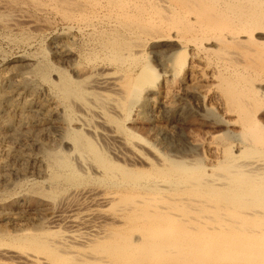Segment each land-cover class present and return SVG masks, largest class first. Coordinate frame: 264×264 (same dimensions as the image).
<instances>
[{
    "label": "bare ground",
    "instance_id": "1",
    "mask_svg": "<svg viewBox=\"0 0 264 264\" xmlns=\"http://www.w3.org/2000/svg\"><path fill=\"white\" fill-rule=\"evenodd\" d=\"M169 1L0 0L1 43L36 45L21 23L43 31L52 14L67 65L38 48L2 57L0 183L39 179L0 196V264H264V0ZM229 46L243 69L211 63ZM150 50L177 51L162 78L138 61ZM204 77L212 90L187 89ZM188 95L211 97L233 128L204 144L212 178L173 156L198 152L191 136L147 141L133 127Z\"/></svg>",
    "mask_w": 264,
    "mask_h": 264
},
{
    "label": "rangeland",
    "instance_id": "2",
    "mask_svg": "<svg viewBox=\"0 0 264 264\" xmlns=\"http://www.w3.org/2000/svg\"><path fill=\"white\" fill-rule=\"evenodd\" d=\"M155 2H156V4L158 5V7L160 8V9H162V10H166V9H169L173 4H172V2L171 1H169V0H155ZM160 4V5H159ZM172 4V5H171ZM162 6H163V8H162ZM55 17H57V16H55V15H48L47 16V18L49 19V20H52L51 22L52 23H56L55 25L54 24H52V23H50L49 22V24H51V25H48V23H46L45 22V24H47V26H50V27H45L44 28V26H43V31H42V29H41V26L40 25H42V24H44V22H42L41 21V23H40V21L39 20H37V22L35 21V25H33L34 23H31V26H28L29 24H25V22L26 21H24L23 23L25 24L24 25V27H23V24L21 23V28H27V30H25L26 32H28L29 34H31V32H32V35H30V37L32 38L33 37V33H34V37L31 39V43H35L36 42V45L35 44H33L32 46H29V45H31V44H22V45H20V46H18V47H16L15 46V48H14V46H11V45H8L6 42L4 43V42H2L1 43V41H0V50H1V52H0V65L3 63V58L2 57H9L8 59H15V60H18L19 58H20V56L21 57H24V55L25 56H29L30 54V56H32V55H34V53L35 54H37L38 52H39V50L40 49H45V51L47 52V53H49L48 55H50V56H48V57H50V60L52 61V63H54L56 66H60V67H67V65H66V63H62L60 60H58L57 58H55V56L54 55H52V52H53V50H52V48H51V44L53 43V41H54V37L57 35V34H59V33H61V31L63 32V30H65V28H66V24L59 18V17H57V18H55ZM55 18V19H54ZM59 18V19H58ZM41 20H43L42 18H41ZM45 20V19H44ZM57 22H56V21ZM62 22H61V21ZM55 21V22H54ZM60 21V22H59ZM40 23V24H39ZM36 24H39V25H36ZM28 27H32L31 28V30L32 31H30V29H29V31H28ZM33 27H34V29H33ZM39 27H40V30H39ZM38 29V30H37ZM44 29H45V32H44ZM48 31H47V30ZM52 29V30H51ZM48 33H47V32ZM59 32V33H58ZM56 33V34H55ZM52 34V35H51ZM55 35V36H54ZM53 37V38H52ZM38 41V42H37ZM40 43V44H39ZM51 43V44H50ZM24 45V46H23ZM26 45V46H25ZM29 47H28V46ZM43 45V46H42ZM37 46H39V47H37ZM41 46H42V48H41ZM49 46H50V48H49ZM13 47V48H12ZM4 48V49H3ZM8 48V49H7ZM37 48H38V52H37ZM3 50H4V52H3ZM6 50V51H5ZM19 50H21V51H19ZM226 50V51H225ZM228 50V51H227ZM233 50V51H232ZM8 51V52H7ZM231 53H230V52ZM236 51V52H235ZM24 52H25V54H24ZM51 52V53H50ZM177 52V51H176ZM176 52H174V51H166V53H164V54H160V55H157V58H156V56H154L152 53H151V50L148 52V51H146V53L144 54V55H140V57H138V61H149L154 67H155V69H156V71H157V73L161 76V78L165 75V72H166V70L165 69H167V63L168 64H170L171 62H172V60L175 58V53ZM234 52V53H233ZM239 51L237 50V49H235L233 46H229V47H227L226 49H224V50H222V51H220V52H218V53H213L211 56H210V61H212L211 63H214V60H216L215 62H218V61H220V62H218L217 64H219L220 65V68L224 65V64H226V65H228V63H229V68H231V66H233V68H236V67H238V69L239 70H241V69H243L242 67L244 66V63L246 62V57H244V55L243 56H241V53L239 52ZM8 55H7V54ZM220 53V54H219ZM229 54V56H228V54ZM236 55V57L239 55V60H237V62H235L236 61V59H238V58H233L234 57V55ZM223 54V55H222ZM232 54V55H231ZM23 55V56H22ZM150 55V56H149ZM174 55V56H173ZM29 56V57H30ZM166 56V57H165ZM220 56H222V57H220ZM224 56H225V58H224ZM230 56H232L231 58H230ZM146 59H145V58ZM162 57V58H161ZM214 58V60H213V58ZM228 57L231 59H228ZM241 57H243L242 59H241ZM17 58V59H16ZM145 60H144V59ZM227 58V59H226ZM3 59V60H2ZM141 59V60H140ZM162 59H163V61H162ZM222 59H223V61H222ZM241 59V60H240ZM245 59V60H244ZM218 60V61H217ZM225 60V61H224ZM227 60V61H226ZM207 61H208V59H207ZM232 63H231V62ZM241 61H245V62H243V63H240ZM224 62V63H223ZM160 63V64H159ZM164 63V64H163ZM237 63V64H236ZM215 64V63H214ZM233 64V65H232ZM235 64H236V66H235ZM242 66H241V65ZM163 65V66H162ZM235 66V67H234ZM211 69H214L213 67L211 68V67H208V69L205 71V72H209L210 71V73H211ZM165 70V71H164ZM207 79V80H206ZM213 81H216V80H213V79H209V78H202L201 79V81L200 80H195L194 82H190V83H188L187 84V89H189V91L190 92H194V91H196L197 93H199V92H207V91H210V90H212L213 89V86H214V82ZM216 83V82H215ZM210 84H212V85H210ZM176 85V87H175V89H172V91L174 90L175 92L177 91V84H175ZM181 87V86H180ZM180 87H178V90L180 89ZM182 88V87H181ZM195 89V90H194ZM201 90V91H200ZM191 95H192V93H190ZM191 95H188V96H183V98H179L180 100H178L177 98H175V99H173L172 101L174 102V104H175V107H176V109L178 108V109H180V111L181 110H185L186 108H187V110H185V111H190V113H191V116H188L187 114L185 115L186 116V119H185V121L186 122H182V121H179L178 119L180 118V116H179V114H180V111H175L174 113H160L159 115L161 116H157V117H154V115L153 114H149V118L148 119H146L147 121H145L144 120V118L143 119H139L138 121H137V123H134V125H133V127H135L136 128V131H137V133H138V135H140V137L142 136V138L143 139H147V141H153V140H151V139H153V137L151 136V135H153V133L155 134H158V136L161 138L162 137V139H166V141H171V137H169V136H167V134L169 133V134H179V133H181V135L183 134V135H185V137H188L189 136V138H190V136H191V138H192V142L194 143V144H196V145H198V144H200V145H198V146H196V149L198 150V152L195 150V152H193L192 154L191 153H185V155H184V153L183 154H181V155H179L178 153H177V155H176V153L175 152H173L172 154H173V156H175L176 158H177V160H184L185 162H187V163H189L191 166H193V164L192 163H194V165L195 164H197L198 163V161L196 160V159H199V160H201L199 163H202V165L203 166H206L205 167V170L207 169V171L205 172V176L206 177H208V178H212V176H213V173H214V171H215V168H213V170H212V166L210 167L209 166V163H210V165H211V163H213V161L212 162H210L212 159H210V158H212V155H214L213 154V152H212V149H210V148H207V146H205L204 144H205V142H207V140H208V138H209V140H210V137H212V136H222V138H220L221 139V141H220V139L218 138V139H215V140H217V141H219L218 143H219V145L221 146H223L226 142H228V141H224V137H225V135L227 134V132L226 131H228V129L230 128V129H233L232 127H230L229 125H228V123H227V121H228V116H225V114L224 113H222V110H219V109H216L217 108V105H216V101L214 100L213 101V99L210 97V98H208V99H206V100H204L203 98H196V97H192ZM211 96V95H210ZM192 98V99H191ZM177 99V100H176ZM185 99V100H184ZM210 100H211V102H213L212 104H211V102H210ZM200 102V103H199ZM215 102V103H214ZM206 103V104H205ZM208 103V104H207ZM199 106H198V105ZM211 104V105H210ZM181 105V106H180ZM188 105V106H187ZM183 106V107H182ZM202 106V107H201ZM216 106V107H215ZM197 107V108H196ZM218 110V111H217ZM208 111V112H207ZM205 112V113H204ZM207 112V113H206ZM193 113V114H192ZM204 113V114H203ZM163 114H165V115H163ZM205 114H206V116H205ZM151 115V116H150ZM160 118V119H159ZM202 118V119H201ZM210 118V119H209ZM226 118V119H225ZM141 120V121H140ZM226 120V121H225ZM206 121V122H205ZM218 122V123H217ZM183 123V124H182ZM208 123V124H207ZM183 125V126H182ZM218 125V126H217ZM226 125V126H225ZM226 127H227V129H226ZM162 131V132H161ZM163 131H165V132H163ZM190 131H192V132H190ZM221 131V132H220ZM159 132V133H158ZM161 132V133H160ZM168 132V133H167ZM184 132V133H183ZM140 133V134H139ZM165 134V135H163V134ZM189 133V134H188ZM212 133V134H211ZM222 133V134H221ZM143 134V135H142ZM192 135L194 136V137H192ZM202 135V136H201ZM206 135V136H205ZM207 135H208V137H207ZM207 137V139H205ZM193 138H194V140H193ZM170 139V140H169ZM197 140H199V141H197ZM155 142V141H154ZM196 142V143H195ZM200 142V143H199ZM203 147H205V148H203ZM199 148V149H198ZM201 148V149H200ZM202 148H203V150H202ZM206 149V150H205ZM199 151H200V153H202L201 155H200V153H199ZM210 151V152H209ZM197 153V154H196ZM190 154V156H192V157H188V155ZM208 154V155H207ZM184 157H183V156ZM187 155V156H186ZM201 156V157H200ZM188 157V158H187ZM210 160L209 162H208V160ZM188 160H189V162H188ZM207 162V163H206ZM210 172H212L211 174H209ZM178 175H179V173H177V178H178ZM207 175H209V176H207ZM32 177H34V178H32ZM37 179L38 177H36V175H34L33 176V173H30L29 174V176H26V177H23V176H20V177H14L13 176V180H12V184L10 183V184H7V185H3L2 183H0V196H1V198H4V197H7V195H10V194H13V193H15V192H20V191H23L22 189L24 188V190H25V186L24 185H26V187H27V180H29V179ZM15 179V180H14ZM20 179H22V180H20ZM25 179H26V181H25ZM39 179V178H38ZM17 180V181H16ZM16 181V182H15ZM18 181L20 182V184L18 183ZM23 182V185H22V182ZM19 184V185H18ZM21 185V186H20ZM186 184L185 183H181V182H177V187L178 188H181L182 186H183V188L184 187H187V185L185 186ZM21 188H20V187ZM23 187V188H22ZM20 188V190H18ZM9 189V190H8ZM16 190V191H15ZM11 192V193H10ZM6 195V196H5ZM3 196V197H2Z\"/></svg>",
    "mask_w": 264,
    "mask_h": 264
}]
</instances>
